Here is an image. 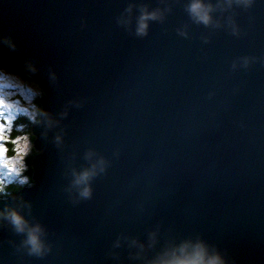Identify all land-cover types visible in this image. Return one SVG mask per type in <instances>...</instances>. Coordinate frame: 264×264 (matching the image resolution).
I'll return each instance as SVG.
<instances>
[{"label":"water","instance_id":"obj_1","mask_svg":"<svg viewBox=\"0 0 264 264\" xmlns=\"http://www.w3.org/2000/svg\"><path fill=\"white\" fill-rule=\"evenodd\" d=\"M203 2L208 25L191 0H0V59L48 114L33 185L0 199L45 252L0 220V264H148L185 242L264 264V0Z\"/></svg>","mask_w":264,"mask_h":264},{"label":"clouds","instance_id":"obj_2","mask_svg":"<svg viewBox=\"0 0 264 264\" xmlns=\"http://www.w3.org/2000/svg\"><path fill=\"white\" fill-rule=\"evenodd\" d=\"M237 3L249 5L252 0H236ZM231 5L232 0H228ZM212 6L207 5L203 0H191L188 11L198 22L208 25L211 22ZM157 13H143L138 21L137 34L146 35L148 21L157 19ZM21 95L25 103L17 99ZM36 93L31 89H25L17 77L7 76L0 73V197L8 195V187L15 183L20 186L28 185L30 177L25 175L28 170L26 158L33 151L30 134L24 133L22 127H16L18 135L13 136V126L16 119L23 115L36 121L37 116L48 114L26 106L32 96ZM38 122V121H36ZM9 145L12 147L9 148ZM11 153V155L9 154ZM103 161H99L100 171H103ZM96 165L92 170H85L78 174L74 183L77 186L83 185L80 195L84 198L91 196V189L88 181L96 174ZM7 178V182L5 181ZM0 220L8 221L17 233H26V246L29 247L30 255H43L45 246L41 240L42 228L39 225L29 226L25 218L16 210H4L0 212ZM136 242L133 241V244ZM117 246H119L117 244ZM141 249L143 245L140 246ZM148 264H226V261L219 255L210 253L207 246L202 242H185L178 247L165 250Z\"/></svg>","mask_w":264,"mask_h":264},{"label":"trees","instance_id":"obj_3","mask_svg":"<svg viewBox=\"0 0 264 264\" xmlns=\"http://www.w3.org/2000/svg\"><path fill=\"white\" fill-rule=\"evenodd\" d=\"M1 71H6V72H7L8 74H10L11 76H13V77H17L18 79H21V80H24V81H29V80L31 81L30 78H28V77H26V76L20 74V73L17 71V69L11 67L8 63H6L5 61H3L2 59H0V72H1ZM41 100H42V97H39V98L37 99V104H36V105H38V108H37V109H39L40 111H41V109H40V103H41ZM38 118H39V116L36 117V121L38 120ZM27 122H28V121H26V117L21 116V117H19V118L16 120L15 125L23 126L24 124H26V125H25L26 128H25L24 132L30 134L31 127L33 126V123H32V124H31V123H28V124H27ZM12 135H13V136H16L17 133H13ZM30 136H31V135H30ZM31 137H32V136H31ZM33 141H34V139L32 140V144H33ZM11 147H12V146L9 145V148H11ZM9 154L11 155V153H9ZM34 155H35V153H34V149H33V151L31 152V154L26 158V164H27V166H28V170H27V172L25 173V175H27L28 177H30V183H29L28 185H24V186H20L19 184H15V183L11 184V185L8 187V195L3 196V197H0V199H4V198H7V197H10V196H12V195L18 193V192H19L20 190H22L23 188H25V187H29V186L33 185V181H32L33 171H32V169H31L30 165H31V160H32V158H33Z\"/></svg>","mask_w":264,"mask_h":264},{"label":"rangeland","instance_id":"obj_4","mask_svg":"<svg viewBox=\"0 0 264 264\" xmlns=\"http://www.w3.org/2000/svg\"><path fill=\"white\" fill-rule=\"evenodd\" d=\"M0 73H3L5 75H7V76H11L6 71H1ZM19 80L23 84V86L25 87V89H31V90H33L36 93L34 96H32L30 102H28L26 104V106L29 107L30 110H32L33 108H36L37 109L38 108V105H36L37 104V99L39 97H42V99H43V96H44L43 91H42L40 85L38 84V82H36L34 80H31V81L30 80L29 81H24V80H21V79H19ZM16 98L17 99H20L21 100V103H25V101H24V99H23V97L21 95L18 94ZM21 116H23V115H21ZM21 116H19V117H21ZM24 117H26V116H24ZM26 121H28L27 124L28 123H31V124L33 123V125H34L36 123V121H33V120L29 119L28 117H26ZM15 122H14V126H13V133H17L16 130H15L16 127H22L23 128V131L25 130V128H26L25 125L26 124H24L23 126H20V125H15ZM17 135H18V133H17ZM5 181L7 182V178H5Z\"/></svg>","mask_w":264,"mask_h":264}]
</instances>
